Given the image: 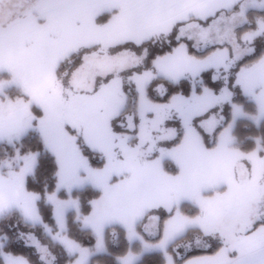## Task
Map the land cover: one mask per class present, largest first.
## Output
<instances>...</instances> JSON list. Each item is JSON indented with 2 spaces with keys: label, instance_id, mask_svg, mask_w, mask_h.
Masks as SVG:
<instances>
[{
  "label": "snow or ice",
  "instance_id": "snow-or-ice-1",
  "mask_svg": "<svg viewBox=\"0 0 264 264\" xmlns=\"http://www.w3.org/2000/svg\"><path fill=\"white\" fill-rule=\"evenodd\" d=\"M0 264H264V0H0Z\"/></svg>",
  "mask_w": 264,
  "mask_h": 264
}]
</instances>
